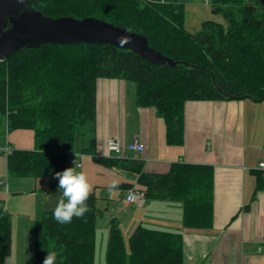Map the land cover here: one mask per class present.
<instances>
[{
	"label": "trees",
	"instance_id": "1",
	"mask_svg": "<svg viewBox=\"0 0 264 264\" xmlns=\"http://www.w3.org/2000/svg\"><path fill=\"white\" fill-rule=\"evenodd\" d=\"M223 23L206 20L200 31L185 28L181 0H27L25 11L51 18L102 20L144 37L148 46L171 61L153 64L111 45H43L22 48L0 61V120L6 132L33 133L32 150H12L6 158L13 178L52 179L51 196H60L55 174L67 169L68 155L81 129L95 120L97 79L135 85L140 108H153L163 120L165 143L184 141V107L195 101H264V0H210ZM206 2V3H208ZM10 25H8V28ZM110 168L137 176L149 200L182 207V228L213 226V170L206 165L174 163L166 174H149L143 163L98 158ZM255 192L264 190V173L254 171ZM84 217L59 224L48 211L34 222L33 264L48 251L57 264H94L97 197L89 193ZM11 250V221L0 208V264ZM180 233L137 226L128 238L111 221L106 264H183Z\"/></svg>",
	"mask_w": 264,
	"mask_h": 264
},
{
	"label": "crops",
	"instance_id": "2",
	"mask_svg": "<svg viewBox=\"0 0 264 264\" xmlns=\"http://www.w3.org/2000/svg\"><path fill=\"white\" fill-rule=\"evenodd\" d=\"M84 132L78 150L72 152L80 154L77 160L81 167L71 166L87 176L90 193L97 197L102 231L109 233L113 221L122 236L137 226L180 233L183 264H264V190L255 192L253 174L259 163L264 162V101L187 102L184 141L178 146H168L163 120L153 108L137 106L134 83L97 79L95 120ZM5 135L0 137L1 156L6 147L33 149L31 131L17 130ZM111 138L118 139L122 147L133 139L143 144L141 154L126 152L125 156L142 162L145 173L166 174L174 163L210 166L212 229H183L182 207L176 202L145 198L143 205H129L126 202L129 191L139 189L137 176L95 159L107 155L106 143ZM0 181L4 184L0 191L5 193L6 205L0 208L11 221V250L5 264H22V258L30 257V245L33 260L34 222L51 211L49 189L53 181L10 177L6 158L2 157ZM23 195L31 198L26 205L22 202Z\"/></svg>",
	"mask_w": 264,
	"mask_h": 264
},
{
	"label": "water",
	"instance_id": "3",
	"mask_svg": "<svg viewBox=\"0 0 264 264\" xmlns=\"http://www.w3.org/2000/svg\"><path fill=\"white\" fill-rule=\"evenodd\" d=\"M26 2L0 0V61L9 59L22 48L85 44L111 45L133 52L153 64H172L151 49L144 37L95 18L51 19L37 11L27 12Z\"/></svg>",
	"mask_w": 264,
	"mask_h": 264
},
{
	"label": "rangeland",
	"instance_id": "4",
	"mask_svg": "<svg viewBox=\"0 0 264 264\" xmlns=\"http://www.w3.org/2000/svg\"><path fill=\"white\" fill-rule=\"evenodd\" d=\"M183 6H184V15H185V28L191 33V34H196L197 32L200 31L201 28V23L206 21V20H213L215 22H219V23H223V19L218 16V15H214L211 12V3L208 2L206 3L205 0H181ZM93 122H90L88 124H86L85 126H83V128L81 129V132L84 135V131L86 130L87 127L92 126ZM102 131L100 130L99 133H101ZM5 133H6V128L4 125V122L2 120H0V137H4L5 138ZM82 136H78L76 138V143H75V147L74 149L78 150L79 145L78 142L80 141ZM130 154V153H129ZM131 155H133L131 153ZM2 159L5 160L4 156H1ZM104 157V156H103ZM68 168H73V166L71 165H67V169ZM0 195H2L0 197V207H2L1 205H4V207H6L5 205V193L3 194V192L0 191ZM60 196H52L51 197V203L53 204V206L51 207V210H54L58 200H59ZM22 198V202L24 203L23 205H26L31 198H29L27 195H23L21 196ZM102 211V213L104 212L103 209H100ZM101 224H102V218L99 216L97 218V223H96V235H95V257H94V264H106V246H107V238H108V233L104 231H102L101 229ZM18 227V225L16 226V228ZM103 228V227H102ZM132 233V232H131ZM129 233L128 235H123L122 237L124 240V245L126 250H128V238L130 236ZM31 240L33 242V237L31 234ZM32 244V243H31ZM30 257L29 258H22V264H25L24 262H26V264H33V260H32V246L30 245ZM29 248H28V253H29ZM28 261V262H27Z\"/></svg>",
	"mask_w": 264,
	"mask_h": 264
},
{
	"label": "clouds",
	"instance_id": "5",
	"mask_svg": "<svg viewBox=\"0 0 264 264\" xmlns=\"http://www.w3.org/2000/svg\"><path fill=\"white\" fill-rule=\"evenodd\" d=\"M76 157L79 153H75ZM58 178V189L61 191L58 203L52 213L53 219L59 224H69L73 217L82 218L89 210L85 201L91 191L87 176L76 168H68L55 174ZM43 264H57V253L48 251Z\"/></svg>",
	"mask_w": 264,
	"mask_h": 264
},
{
	"label": "built area",
	"instance_id": "6",
	"mask_svg": "<svg viewBox=\"0 0 264 264\" xmlns=\"http://www.w3.org/2000/svg\"><path fill=\"white\" fill-rule=\"evenodd\" d=\"M208 1V0H207ZM144 151L143 144L138 139H133L131 142H129L125 147H122L120 144V141L116 138H111L106 143V152L107 155L105 158H126L125 153L126 152H132L135 154H141ZM2 154L5 158H7L11 152L12 149L10 147H6L3 149ZM75 153H71L68 155V163L70 165H74L77 168L81 167V164L78 162ZM100 157H95V159H98ZM258 170L264 173V162L259 163ZM4 186L3 182L0 181V187ZM126 202L129 205H143L145 202V194L143 191L139 189H132L129 191L128 195L126 196Z\"/></svg>",
	"mask_w": 264,
	"mask_h": 264
},
{
	"label": "bare ground",
	"instance_id": "7",
	"mask_svg": "<svg viewBox=\"0 0 264 264\" xmlns=\"http://www.w3.org/2000/svg\"><path fill=\"white\" fill-rule=\"evenodd\" d=\"M208 1H210V0H208ZM207 0H205V2H208ZM69 164V163H68ZM258 169V168H257ZM259 171V170H258ZM261 172V171H260ZM263 173V172H262ZM1 187H3V186H1Z\"/></svg>",
	"mask_w": 264,
	"mask_h": 264
}]
</instances>
